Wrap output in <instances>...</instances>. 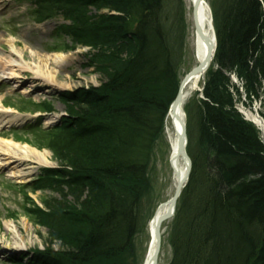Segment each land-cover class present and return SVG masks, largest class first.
Returning <instances> with one entry per match:
<instances>
[{"label": "trees", "instance_id": "16d2710c", "mask_svg": "<svg viewBox=\"0 0 264 264\" xmlns=\"http://www.w3.org/2000/svg\"><path fill=\"white\" fill-rule=\"evenodd\" d=\"M165 1L36 2L39 23L62 16L71 24L59 27L60 35L111 53L93 60L103 64L107 82L101 88L59 97L67 117L47 132L59 168L42 170L33 184L34 192L63 200L45 202L48 212L30 213L62 251L48 247L27 264L135 261L155 146L182 83L180 47H173L165 29ZM214 6L215 64L204 99L185 108L193 170L172 220L169 264H264V143L236 109L240 90L230 77L236 71L247 82L246 107L261 101L264 0H216ZM103 10L122 16L94 13Z\"/></svg>", "mask_w": 264, "mask_h": 264}, {"label": "rangeland", "instance_id": "374dc122", "mask_svg": "<svg viewBox=\"0 0 264 264\" xmlns=\"http://www.w3.org/2000/svg\"><path fill=\"white\" fill-rule=\"evenodd\" d=\"M37 1L0 0V68L2 66L0 69V103L4 109L28 116V120L23 126L0 128V138L30 146L38 152H49L51 154L50 161L55 164L54 167H59L53 152H50L48 148L50 140L47 132L52 127L46 129L51 122H56L61 116H67L66 105L61 102L59 97L62 94L78 92L82 89L101 88L102 84L107 82L100 71L103 64L95 63L93 60L100 53H111V51L102 46L97 49L91 46L77 45L68 36L60 35L58 28L71 24L69 21H65L62 16L40 24L36 13ZM215 1L206 0L210 6L213 20ZM165 4L168 18L165 29L169 33V40L173 47L174 45L177 49L180 47L182 64L179 75L182 81L191 70L198 66L194 59V50L190 45L186 2L185 0H166ZM94 13L122 16L111 10L94 11ZM9 42L13 43L14 49ZM57 55L66 57L64 63L56 65L49 62L47 66L44 65L43 60L45 61L47 57L52 60L51 57ZM12 61H16V63L11 65ZM253 65L252 62L251 68ZM37 70L46 77L54 79L55 84H47L43 78L36 77ZM237 73L233 71L230 74L237 78ZM207 75L198 89L192 91L187 97L184 109L189 104L194 105L198 99H204L202 93L208 83ZM259 78L258 95H260V102L264 103V77L259 75ZM239 82L244 90L247 82L241 78ZM230 90L236 97L232 86ZM244 93L246 96L245 90ZM243 98L244 95L241 92L238 99L244 101ZM46 106L53 110L52 113H43V108ZM260 110L263 117L264 105L260 107ZM186 115L188 124V114ZM166 122L167 119L165 124ZM190 127H196L194 118L190 120ZM161 136L156 143L150 166L152 192L143 200L142 225L140 234L135 241L137 256L135 261L131 258L127 264H144L150 245L151 220L156 216L161 205L171 201L170 199L176 191L174 174L169 165L171 146L165 136V130ZM27 168H36V166L31 164L5 166L0 163V264H20L24 260L23 264H27L34 260L38 253L45 252L48 247L62 251L60 242L51 243L49 229L42 226L40 219L30 213V210L34 208L48 212L44 203L54 200L61 202L62 196L50 191L34 192L33 182L41 175V171L45 170L44 168L27 171L31 172V176L24 180H19L12 175L14 172ZM27 199H30L28 205ZM68 200L73 201L72 198ZM172 220L164 224L159 264H169L173 258L169 243Z\"/></svg>", "mask_w": 264, "mask_h": 264}, {"label": "bare ground", "instance_id": "6f19581e", "mask_svg": "<svg viewBox=\"0 0 264 264\" xmlns=\"http://www.w3.org/2000/svg\"><path fill=\"white\" fill-rule=\"evenodd\" d=\"M186 2V7H187V15L186 18H188V23H189V33L190 37L189 39L191 40L190 45L192 49L194 50V59L196 60L197 65L202 63L205 60V57L207 55L208 49L207 46L205 45L204 41L200 36L197 34V28H196V22H199V27L202 28V32L204 37L209 38L210 42H215L214 38V29H213V21H212V16H211V9L210 6H208L207 2L205 1V4L199 5L198 0H185ZM197 5V6H196ZM199 7V8H198ZM196 8V13L197 17H195L194 11ZM11 47L14 49L15 46H13V43L9 42ZM52 60L50 57H47V59L43 63L44 65H48L49 62L54 63L56 65L64 63L66 60V57L63 56H53ZM70 58V57H68ZM15 62H10L11 65H13ZM2 68V66H1ZM0 68V69H1ZM208 71L204 73L203 75L197 76L193 80H191L190 83L187 84L185 89L183 90L184 92V101L183 105H181L180 108L177 109L176 111V118L178 121L174 122L172 116H169L167 118L166 122V128H165V136H167V140L169 143V146H171V151L174 152L177 148L176 144L178 142V132L182 130V125H180V120L185 121L186 116L184 114V107H185V102L187 101V97L190 96V93L192 91L198 89L199 85L203 82L205 76L207 75ZM36 77L43 78L45 82L48 84H55L54 79H51L50 77H46L44 74L39 72L38 70L35 72ZM257 103V104H256ZM254 103L252 107H246L243 103L238 104V109L242 111L240 114L244 116L245 120L248 121H253L256 123L258 126L259 130L262 132V137L261 140L264 142V118L262 117L260 107L262 106V102L257 101ZM256 104V106H255ZM0 128H7V127H13V126H18L21 124H24L27 119V117L19 114L18 112L12 111L10 109H4L0 103ZM57 119V118H56ZM50 123V122H49ZM48 123V124H49ZM171 155H169V165L170 168H172L173 172V178L175 180V187L178 184V176L180 174H184L186 167H184L182 160L179 159H173L171 161ZM51 159V154L49 152H38L35 149L31 148L30 146H24L22 144H17L16 142L12 140H4L0 138V163L1 165L9 166L12 164H21V165H34L36 168H27L23 169L17 172L12 173V175L17 178V179H26L27 177L31 176V169H36L39 170L41 168H52L55 166L53 162L50 161ZM169 210V205L163 204L160 206L158 209V214L156 218L151 220L150 223V228H149V233H150V245L149 249L147 252V257L144 262V264H152L153 258H154V252L157 246L156 243V226H157V220L161 218V216L165 215L168 213ZM163 228L164 224L161 225V236L163 239ZM160 258L158 260V263L160 262Z\"/></svg>", "mask_w": 264, "mask_h": 264}, {"label": "water", "instance_id": "95a60500", "mask_svg": "<svg viewBox=\"0 0 264 264\" xmlns=\"http://www.w3.org/2000/svg\"><path fill=\"white\" fill-rule=\"evenodd\" d=\"M206 0H198V4L202 5L205 4ZM197 6V5H196ZM199 8V7H198ZM196 8L194 11L195 17L198 18L197 13H196ZM213 21V19H212ZM196 28H197V34L200 36V38L203 39L205 45L207 46L208 52L207 55L205 57V60L200 63L196 68H194L193 70H191V72L189 74L186 75V77L183 79L181 87L179 89V94L177 96V99L174 101V104L172 105L170 111H169V116H172L174 122L178 121V119L176 118V111L178 108L181 107V105H183V101H184V92L183 90L185 89V87L187 86L188 83L191 82V80H193L194 78H196L197 76L203 75L204 73H206L208 70V68L211 66L212 62L214 61V56L215 53L217 51V38L216 35L214 33V38H215V42H210L209 38H205L202 32V28L199 27V22H196ZM214 29V27H213ZM236 83V80L234 81ZM244 100V99H243ZM238 109V107H237ZM238 111H240L238 109ZM242 111H240L241 113ZM185 114V113H184ZM186 116V114H185ZM187 117V116H186ZM248 121V120H247ZM251 122V121H248ZM252 124L254 123L253 121L251 122ZM57 122H51L50 125L48 126H55L57 125ZM256 125V123H254ZM180 125H182V130L180 132H178L179 138H178V142L176 144L177 148L174 152H172L171 154V161L175 158L177 160L181 159L182 163L184 165V167H186L185 173L184 174H180L178 176V184L175 187L176 191L174 196L170 199L171 201L168 202L167 204L169 205V210L168 213H166L165 215L161 216V218H159L157 220V226H156V249L154 252V258H153V262L152 264H157L159 257H160V253L162 250V236H161V225L171 221V219L175 216L176 214V207L178 204V201L180 200L179 198L181 197L182 192L184 191L185 187L187 186V184L190 181V176L193 170V162L191 157L188 155L187 149H188V135H187V131H188V124H186V119L185 121L180 120ZM257 126V125H256ZM258 127V126H257ZM158 214V212H157ZM156 214V216H157ZM155 216V218H156ZM154 218V219H155ZM153 219V220H154Z\"/></svg>", "mask_w": 264, "mask_h": 264}]
</instances>
